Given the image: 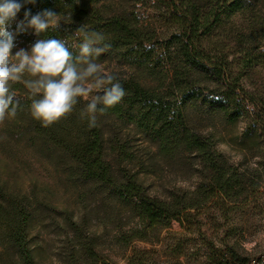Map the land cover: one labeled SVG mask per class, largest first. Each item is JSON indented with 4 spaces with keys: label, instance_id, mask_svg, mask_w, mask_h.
Segmentation results:
<instances>
[{
    "label": "trees",
    "instance_id": "trees-1",
    "mask_svg": "<svg viewBox=\"0 0 264 264\" xmlns=\"http://www.w3.org/2000/svg\"><path fill=\"white\" fill-rule=\"evenodd\" d=\"M130 1L17 0L23 6L7 28L15 35V47L61 39L77 55L72 46L82 40L74 33L83 26L111 45L97 61L115 53L128 74L119 77L125 97L104 114L97 113V126L92 128L87 117L81 118L87 104L83 100L67 118L42 127L30 114L27 89L12 85L20 107L15 118L0 125V264H40L44 230L66 231L67 237L72 232L69 244L77 240L79 245L68 254L70 262L83 254V264H111L92 244L78 240L81 225L88 221L84 215L75 216L71 203L81 207L90 199L139 221L132 239L149 241L150 234L159 239L178 221L183 232L169 234L178 241L173 252L179 257L180 238H205L217 221L211 211L221 215L228 204L246 202L256 189L250 174L239 172L217 145L226 137L222 127L246 120L253 112L254 124L247 121L238 142L245 148L254 134L255 140L261 139L258 145L264 144V101L258 103L249 84L264 64V0H154L152 9L168 30L158 51V29L139 25ZM45 9L71 16L72 22L61 21L39 36L32 29L17 33L26 11L35 15ZM123 127L127 137L143 139L154 152L146 153V159L136 156L130 139L119 137L118 128L122 132ZM18 152L46 167L51 180L21 174ZM263 153L264 147L258 156ZM157 166L188 176L194 190L151 194L141 175L156 174ZM215 239L208 252H215ZM230 249L238 264H252ZM130 264L148 263L138 261L137 254Z\"/></svg>",
    "mask_w": 264,
    "mask_h": 264
},
{
    "label": "rangeland",
    "instance_id": "rangeland-1",
    "mask_svg": "<svg viewBox=\"0 0 264 264\" xmlns=\"http://www.w3.org/2000/svg\"><path fill=\"white\" fill-rule=\"evenodd\" d=\"M130 2H132L131 6L139 25L152 24L153 28L158 29L154 40L155 47L152 46L155 51H158L160 44L166 43L168 30L152 9L154 0H131ZM21 48L30 50L31 44L17 45L13 49V54ZM97 62L106 70L118 73L119 77H125L128 74L127 68L121 64L115 53ZM249 84L250 91L255 93L258 103L263 102L264 64L259 66L252 75ZM208 94L211 95V93ZM195 113L199 115L198 111ZM255 119L253 112L246 120L240 118L235 125L227 124L224 128L222 127L221 131L226 137L224 141L218 143L217 149L231 164L235 165L239 172L246 171L250 174L249 178L253 179L256 189L249 200L228 204L226 212L221 215L214 210L211 211L217 221L213 223L212 230L206 235L207 237L192 234L180 238L183 242L181 256L176 257L173 252V247L178 244V241L169 234L183 232L178 221H174L170 229L164 230L159 239L153 234H150L149 241L132 239L133 232L141 227L139 221L121 211L114 214L113 210L105 206L101 207L93 199L88 200L81 207L75 205L74 202L71 203L76 212L75 216L84 215L88 221L81 225L82 235L78 240L92 244L96 254L111 264H130V259L137 254L138 261L140 258L148 264H238L232 257L233 254L231 256L230 248H233L236 255L248 257L252 260V264H258L260 259H264V153L262 157L258 156V151L264 147V144L258 145L256 141H261V139L255 140L254 134L249 138L245 148L241 147L238 142L247 129V121L250 120L254 124ZM206 125L208 124H204ZM118 129H120V138L122 134L124 138L130 139L132 149L134 153H137L136 156L146 159V153L154 152L153 148L143 139L134 135L127 137V128L123 127L122 132L121 128ZM15 157V160L20 162L21 174H32L41 180H51L46 167L29 154L18 152ZM156 169V174L141 175V179L151 194H163L166 189L194 190V181L188 176L184 178L181 174H176L175 171L163 166H157ZM200 212L205 215V211ZM204 223L210 224L207 221ZM69 233H71L69 237L66 236V231L61 230H44L40 233L43 247L40 264H83V254L74 262L68 259V254L77 249L74 245L75 247L79 245L77 240L69 244L68 241L73 238L72 232ZM212 238H216L217 248L215 252L210 250L208 252V245Z\"/></svg>",
    "mask_w": 264,
    "mask_h": 264
},
{
    "label": "clouds",
    "instance_id": "clouds-1",
    "mask_svg": "<svg viewBox=\"0 0 264 264\" xmlns=\"http://www.w3.org/2000/svg\"><path fill=\"white\" fill-rule=\"evenodd\" d=\"M22 6L17 0H0V125L17 115L20 99L12 85L20 83L31 99L30 114L42 127L67 118L81 100L87 102L81 118H88L89 128L96 127L97 113L104 114L126 95L118 73L97 62L111 45L103 43V35L81 26L74 35L82 42L72 46L78 49L77 55L61 39H38L30 50L21 48L13 54L15 35L7 28ZM61 21L70 24L71 16L62 17L51 9L35 15L26 11L17 33L32 29L39 36L56 29Z\"/></svg>",
    "mask_w": 264,
    "mask_h": 264
}]
</instances>
